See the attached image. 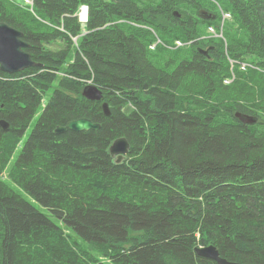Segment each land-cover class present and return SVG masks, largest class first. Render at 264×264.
Returning <instances> with one entry per match:
<instances>
[{
    "label": "trees",
    "instance_id": "1",
    "mask_svg": "<svg viewBox=\"0 0 264 264\" xmlns=\"http://www.w3.org/2000/svg\"><path fill=\"white\" fill-rule=\"evenodd\" d=\"M25 1L0 0L39 64L0 73V264H264V0Z\"/></svg>",
    "mask_w": 264,
    "mask_h": 264
},
{
    "label": "water",
    "instance_id": "2",
    "mask_svg": "<svg viewBox=\"0 0 264 264\" xmlns=\"http://www.w3.org/2000/svg\"><path fill=\"white\" fill-rule=\"evenodd\" d=\"M88 13V12H87ZM175 16H180L174 13ZM203 18H209V16L201 12ZM84 22L87 21V16L81 18ZM23 33L17 29L11 27L10 25L0 22V73L7 75L17 74L27 68L37 67L38 63L32 60L30 54L26 51L30 45L24 41ZM202 53L207 54V51H202ZM82 96L90 101H100L102 99V91L96 86L88 84L81 92ZM102 109L105 116H109V108L106 103L102 104ZM236 118L243 124L252 125L257 122V118L250 115L235 114ZM0 127L7 131L9 126L5 120H0ZM100 125L94 123L89 119L80 118L76 120L69 121L65 126H57L55 128L56 134H62L67 130L74 132L81 131H98ZM130 144L125 137L116 139L109 147V154L116 158V163H121L125 155L129 152ZM93 148L84 149L83 153L93 152ZM197 256L213 260L216 264H240L235 262L227 261L226 259L220 257L217 249L213 245H208L205 247H197L194 249Z\"/></svg>",
    "mask_w": 264,
    "mask_h": 264
},
{
    "label": "rangeland",
    "instance_id": "3",
    "mask_svg": "<svg viewBox=\"0 0 264 264\" xmlns=\"http://www.w3.org/2000/svg\"><path fill=\"white\" fill-rule=\"evenodd\" d=\"M81 7H82V6H81ZM81 7H80V8H81ZM86 7H87V6H86ZM79 11H80V10H79ZM225 14H226V13H225ZM78 17H79V12H78ZM79 20H80L81 22H84V21L81 20L80 18H79ZM208 32H209L210 35H212V36H220L219 33H218V34H215V32L213 31L212 28L208 29ZM72 41L74 42V44L76 43V40H75V39H73ZM176 44H177V43H176ZM177 45H180V46H181V44H179V43H178ZM49 48H50V49H56V48H58V46H57L56 43H54V44H52L51 46H49ZM247 66H249V65H247ZM247 66H245V67H247ZM245 67H244V68H245ZM244 68H243V69H244ZM240 69L243 70L242 67H240ZM89 84H91V83L89 82ZM91 85H92V84H91ZM47 98H48V97H45V100H46ZM43 106H44V105L42 104L41 109H40V113H41V111L43 110ZM36 120H37V117H35V118L32 120L31 125L29 126V128H28L27 131H26V135H28V134L31 132V130H32V128H33V126H34ZM20 148H21V147H20ZM20 148H19V150H20ZM17 153H18V151L16 152L15 155H17ZM24 197H25L27 200L31 201L30 198H29L28 196L24 195ZM33 205H34L38 210H40L41 212L45 213V209L42 208L38 203H35V202H34Z\"/></svg>",
    "mask_w": 264,
    "mask_h": 264
},
{
    "label": "built area",
    "instance_id": "4",
    "mask_svg": "<svg viewBox=\"0 0 264 264\" xmlns=\"http://www.w3.org/2000/svg\"><path fill=\"white\" fill-rule=\"evenodd\" d=\"M25 4H27V5H29L30 6V10L32 11V0H26L25 1ZM82 12H85V17L87 16V12H88V9H87V7L86 6H82L81 8H80V11H79V18L81 19V18H83L82 16H81V13ZM226 18H230V15L229 14H223V20L224 19H226ZM220 36H221V34H220ZM178 44V43H177ZM231 64H232V62H231ZM238 65L240 66V67H242V69L245 67V66H247L246 64H244V63H238ZM234 78V76H232V78L230 79V80H227L226 82H230L232 79Z\"/></svg>",
    "mask_w": 264,
    "mask_h": 264
},
{
    "label": "bare ground",
    "instance_id": "5",
    "mask_svg": "<svg viewBox=\"0 0 264 264\" xmlns=\"http://www.w3.org/2000/svg\"><path fill=\"white\" fill-rule=\"evenodd\" d=\"M81 16L84 18L85 17V12H82L81 13Z\"/></svg>",
    "mask_w": 264,
    "mask_h": 264
}]
</instances>
